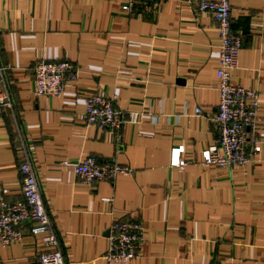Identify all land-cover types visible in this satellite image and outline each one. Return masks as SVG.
I'll return each mask as SVG.
<instances>
[{"label": "crops", "instance_id": "0c3cea01", "mask_svg": "<svg viewBox=\"0 0 264 264\" xmlns=\"http://www.w3.org/2000/svg\"><path fill=\"white\" fill-rule=\"evenodd\" d=\"M197 0H162L156 13H126L124 0H0V189L21 197L18 169L28 151L66 264H108L113 219L142 221L138 256L113 264H264V146L256 161L231 169L202 164L216 140L220 38ZM242 34L232 82L258 90L256 137L264 140V0H230ZM77 70L62 96H34L39 60ZM117 96L128 122L120 139L85 124L92 93ZM199 107L202 112L194 114ZM183 144V170L170 150ZM87 156L132 170L86 182L73 166ZM62 160L67 163L63 164ZM102 196H112L104 201ZM27 224L0 243V264H30L42 248Z\"/></svg>", "mask_w": 264, "mask_h": 264}, {"label": "built area", "instance_id": "2783aa9c", "mask_svg": "<svg viewBox=\"0 0 264 264\" xmlns=\"http://www.w3.org/2000/svg\"><path fill=\"white\" fill-rule=\"evenodd\" d=\"M162 0H124L120 8L126 13H156ZM197 13H208L215 21L219 43V58L216 70L218 104L210 123L216 133L215 142L201 152L202 164L216 165L231 169L256 161L264 140L256 137L258 123L259 92L232 82V72L238 66V57L242 47V34L231 27L230 0H197ZM5 67L0 62V82H4ZM77 79L75 66L66 59L56 61L39 60L34 66V96H62L69 81ZM1 91V90H0ZM117 96H103L92 93L84 100L85 124L104 128L120 139L121 128L128 122L123 110L114 105ZM11 106V100L4 90L0 92V103ZM199 107L194 114H201ZM23 160L19 164L21 178V197L8 199L0 189V243L8 245L23 238V229L27 224L32 236L39 235L42 248L39 249L30 264H66L57 230L46 208L42 191L36 177L35 168L27 149L22 145ZM183 144L170 150V166L181 170L187 164L182 156ZM66 164V160H62ZM131 168L115 159L98 160L87 156L73 166L76 176L86 182L102 179L113 180L119 175L131 172ZM112 196H102L111 201ZM107 248L104 257L108 264L116 261L128 262L138 256L145 230L142 221L132 218L113 219L108 227ZM222 264H242L226 259Z\"/></svg>", "mask_w": 264, "mask_h": 264}]
</instances>
